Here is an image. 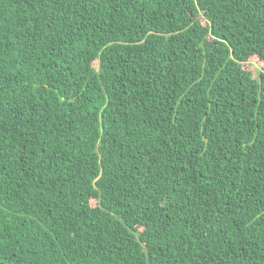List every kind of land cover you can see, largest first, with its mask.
Segmentation results:
<instances>
[{
    "label": "trees",
    "instance_id": "1",
    "mask_svg": "<svg viewBox=\"0 0 264 264\" xmlns=\"http://www.w3.org/2000/svg\"><path fill=\"white\" fill-rule=\"evenodd\" d=\"M0 264H264V0H0Z\"/></svg>",
    "mask_w": 264,
    "mask_h": 264
},
{
    "label": "rangeland",
    "instance_id": "2",
    "mask_svg": "<svg viewBox=\"0 0 264 264\" xmlns=\"http://www.w3.org/2000/svg\"><path fill=\"white\" fill-rule=\"evenodd\" d=\"M252 69H253V73H254V76H257L258 73H259V70H260V66L257 62L255 63H252Z\"/></svg>",
    "mask_w": 264,
    "mask_h": 264
}]
</instances>
